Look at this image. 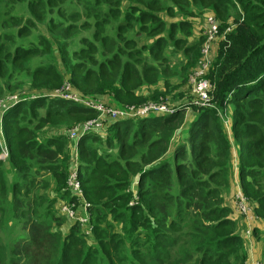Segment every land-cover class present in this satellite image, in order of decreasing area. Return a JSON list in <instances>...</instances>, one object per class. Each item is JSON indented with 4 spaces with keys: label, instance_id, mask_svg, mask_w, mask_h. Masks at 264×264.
<instances>
[{
    "label": "trees",
    "instance_id": "obj_1",
    "mask_svg": "<svg viewBox=\"0 0 264 264\" xmlns=\"http://www.w3.org/2000/svg\"><path fill=\"white\" fill-rule=\"evenodd\" d=\"M8 4L12 12L20 6L21 16L11 13L10 20L1 24L6 33H0V99L17 92L21 78H28L36 91H55L68 80L81 95L100 97L119 109L177 94L182 98L187 90L193 106L190 111L189 105H175L185 98L174 104L167 100L177 109L172 115L112 121L77 141L78 175L91 204L94 228L88 239L78 224L51 210L55 203L75 201L67 178L76 140L45 129L69 128L96 119L98 113L73 101L43 96L49 93H38L6 110L0 134L5 137L6 126L8 159L26 183L10 180L0 159L4 204L0 224L8 227V222H15L27 236L15 249L0 237V264H244V241L236 233L225 194H231L238 182L236 193L241 190L254 205V216L264 219V0H9ZM236 6L240 13L232 21ZM207 10L212 11L207 16L216 17L219 34L207 75L213 85L210 105L199 108L193 104L189 74L200 58L203 29L195 45L192 36L194 23ZM26 11L32 15L27 21L22 16ZM35 22L57 34V42L46 39L43 48H25ZM13 31L20 43L8 44L5 40ZM49 47L56 63L32 68L31 62ZM176 53L182 58L180 65L172 59ZM153 87L157 90L152 94L144 93ZM185 113L188 137L172 140ZM57 147L66 152L63 159ZM236 150L242 167L234 176L231 162ZM43 174L48 180L38 189L36 178ZM47 184L54 199L47 197ZM112 194L122 205L114 216L115 231L110 232L108 215H101ZM131 197L139 201L136 206L127 204ZM10 209L13 216L8 218ZM132 237L131 247L139 244L140 249L127 243L130 249L125 250Z\"/></svg>",
    "mask_w": 264,
    "mask_h": 264
},
{
    "label": "built area",
    "instance_id": "obj_2",
    "mask_svg": "<svg viewBox=\"0 0 264 264\" xmlns=\"http://www.w3.org/2000/svg\"><path fill=\"white\" fill-rule=\"evenodd\" d=\"M230 30V28L228 29ZM219 34V23L214 15H209L205 19L203 28V37L205 41L201 47V57L198 61L197 67L189 75V84L191 86L192 94L194 95L193 104L197 107H207L210 105L211 92L213 85L207 78L208 72L213 60V46ZM52 97L61 98L64 100L73 101L79 105L93 109L98 113L96 119L89 120L84 123L74 125L69 131V139L76 140L74 145V155L72 158V165L68 174L67 189L75 198L74 202L61 204L60 212L67 217L71 222L78 224L82 233L88 238L92 236V228L90 226V208L91 204L85 199L82 190V182L78 175V144L77 141L89 132H98L106 123L133 118L136 116H168L176 112V108L170 105L164 98H160L157 102H150L139 106H126L124 109H118L113 106L106 105L105 102L99 98L81 95L75 92L69 82L51 94ZM8 102H2L1 114L9 108H12L19 101L24 100L21 95L14 94L8 97ZM187 108L186 111H188ZM2 157L8 158V146L5 138H1ZM0 156V159H2ZM234 205L238 212L245 218L254 215V205L245 197L241 190H238L234 196ZM250 233V231L248 232ZM251 234H248V236ZM253 264H264L262 261H256Z\"/></svg>",
    "mask_w": 264,
    "mask_h": 264
},
{
    "label": "rangeland",
    "instance_id": "obj_3",
    "mask_svg": "<svg viewBox=\"0 0 264 264\" xmlns=\"http://www.w3.org/2000/svg\"><path fill=\"white\" fill-rule=\"evenodd\" d=\"M8 2H9V0H0V30H1V35H4L5 33H6V31L5 30H2V28H1V24L2 23H4L5 21H8V20H10V18L9 19H7L8 18V16L12 13V14H16V12H17V14H16V16H21V13H18V11H20L21 10V7L20 6H16L15 7V9H17V10H15V11H10V9L8 8ZM196 10H198V8L196 9ZM207 11H211V10H207ZM207 11H205V12H207ZM8 12V13H7ZM236 12L239 14L240 13V7L239 6H236V10H235V12H233V19H232V21L235 19L234 17L236 16ZM210 13H212V11L210 12ZM210 13H207L206 15H205V18L204 19H206V16L208 15V14H210ZM30 12H28V11H26L25 13H24V15H22V16H24V18H25V20L27 21L28 20V17H30ZM31 17H32V15H31ZM162 17H164V19L166 20V16L163 14L162 15ZM169 20V19H168ZM25 24V23H24ZM38 22H35V26L31 29V36L27 39V40H25V48H29V47H33V46H35V45H37V46H39V47H44L45 45H46V43L44 42L46 39H48L49 40V42H50V44H54V43H56L57 42V34H55V33H53V34H51V33H48L47 32V30H45V27H43L44 25L43 24H38ZM205 25V24H204ZM38 26H40L39 28H38ZM17 27V26H16ZM21 27V26H20ZM44 28V29H43ZM204 28V26H202V28L201 29H203ZM34 29V30H33ZM200 37H201V35H200ZM142 39H144V37H142ZM223 39V38H222ZM4 40V39H3ZM8 44H12L13 42H15L16 41V39H15V31H13V34L12 35H10V36H8V38H7V40H5ZM17 43H20V42H18V41H16ZM196 43H198V40H192V44H196ZM16 46H20L19 44H17V45H14V47H16ZM70 46L71 47H73V44H70ZM217 52H218V49H217ZM200 57H201V48H200ZM172 59H173V61H174V64L175 63H177L176 65H180L181 63H182V58H181V56H180V53H176V54H173L172 55ZM200 59V58H199ZM39 63H41V64H43V65H49V64H54V63H56V55H55V53H54V49L52 50V48H47L46 50H45V52L44 53H42V56H40L39 58H36V59H34L32 62H31V67L32 68H36L38 65H39ZM212 64H213V60H212ZM211 67H212V65H211ZM192 72V71H191ZM191 74V73H190ZM189 74V75H190ZM22 79V81H23V83L19 86V90L17 91V92H14V93H9V92H7V94L6 95H4L1 99H0V120H1V117H2V114H1V105H2V102L3 103H7L8 102V97H10L11 95H14V94H19V95H21V97L24 99V100H22V101H29V100H32V99H35L36 97H38V96H40L39 94H42V93H49V94H45V95H43V96H47V97H52L51 96V94H52V92L53 91H44L45 89H42V90H38V91H36V90H34L33 88V85H32V83H31V81L28 79V78H21ZM66 82H69L68 80L66 81ZM173 83H175V82H173ZM111 84H107V87L108 86H110ZM73 90L75 91V92H78V91H76L75 90V88H73ZM146 91H149L150 93L149 94H152V92L154 91V90H157V87H153V88H151V89H145ZM144 90V91H145ZM39 93V94H38ZM188 94H189V92H188V90H187V92L186 93H182V95H183V97L182 98H185V100L184 101H186V102H182V103H180L179 102V100H181L182 98H180V94H177L176 96H171V98H169V99H167L169 102H172V104H174V103H177V102H179L178 104H175V105H178L180 108H182V106H185V107H187V105H189V107L191 106H193V105H191V104H189V102H190V96H188ZM162 98H164L165 100H166V98L165 97H162ZM99 99L101 100V101H103L104 102V100L102 99V98H100L99 97ZM159 100V99H158ZM166 100V101H167ZM167 101V102H168ZM20 102V101H19ZM18 102V103H19ZM150 102H157V101H155L154 99H150V100H146V101H143V102H141V103H137V104H131V105H125L124 107H126V106H139V105H143V104H147V103H150ZM168 102V103H169ZM170 104V103H169ZM171 105V104H170ZM191 107H190V111H191ZM119 109V108H118ZM190 113V112H189ZM185 115H186V113H185ZM188 115L189 114H187L186 116H185V120H184V124L182 125V127H178L177 129H176V131L174 132V134H173V137H172V140H174V139H179V140H182V141H185V139L188 137V134H189V129H188V126H189V124L190 123H188ZM0 125H1V128H2V120L0 121ZM228 125H230V123L228 124ZM73 126H70L69 128L68 127H66V126H58V127H56V128H46L45 129V132H57V133H60V134H65L66 136H68V138H69V131H70V129L72 128ZM21 128V127H20ZM4 136L5 137H3L1 134H0V139L1 138H5V140L6 141H8L9 140V135H8V130H7V128H6V126L4 127ZM40 133V132H39ZM28 135V134H27ZM41 137H43V136H41ZM57 149L58 150H61L60 149V147H57ZM238 150H236L235 152H233V157H232V164H231V169H233V172H234V176H237L238 175V170L242 167V165L239 163V160H238V158H237V154H238V152H237ZM60 153V155L62 156V158H60V159H63L64 157H65V155H66V152H63L62 150H61V152H59ZM4 154V153H3ZM2 154V155H3ZM112 154H113V157H115V155H116V150H113L112 151ZM2 155H0L1 157H2ZM167 158H168V160L170 161L171 160V158H172V151H170L169 152V154H168V156H167ZM2 161H4L5 162V165H7V168H8V174L9 175H11V176H9V178H10V180H13V181H20L21 183H26L25 181H23L22 180V173L20 172V170H19V168L18 169H16L11 163L12 162H10L9 161V159L7 158V156L6 157H2V159H1ZM7 171V170H6ZM240 172V171H239ZM48 180V175H45V174H43L42 176H38L37 178H36V181L38 180L39 182L37 183V185H36V187L38 186V189H42L43 187H44V180ZM27 180H30V179H27ZM34 182H35V180H34ZM33 182V183H34ZM133 184H131V186H132ZM35 187V188H36ZM49 187V185L47 184V188ZM133 187V186H132ZM34 188V189H35ZM46 188V189H47ZM34 189H33V191H34ZM234 189H236V187H234L233 189H232V191L234 190ZM48 190V194H47V197L48 198H50V199H54V195H52L51 193H50V191H52V190H50V187L47 189ZM53 192V191H52ZM33 193V192H32ZM31 193V194H32ZM120 198H117L116 196H114L113 194H112V196H111V198H109V199H107V201L105 202L106 203V207H105V209H104V211H103V213H102V215L101 216H105V215H108V222H110V224H111V226H112V228H110V232H112V231H115V227H114V225L115 224H117V223H115V221H114V216L116 215V210H117V208L119 207V206H121L122 204L120 203V200H119ZM131 199L132 200H128L127 201V204L129 203V206H136L137 205V203L139 202L138 200H135L133 197H131ZM233 200L235 201V198H233ZM56 204H58V203H55L53 206H52V208H51V210H52V213H53V215H58V216H62V214H61V212H60V207H61V204L62 203H60L59 205H57L56 206ZM3 209H4V204L3 203H0V216L2 217V211H3ZM57 209V210H56ZM10 212H11V214L9 215V214H7V216H8V218L12 215L13 216V214H12V211H11V209H10ZM63 217V216H62ZM90 219H91V215H90ZM68 220V219H67ZM140 220V219H139ZM140 222H141V220H140ZM90 223V226H91V228H92V235H93V226H92V224H91V222H89ZM7 226L8 227H6V226H3V224L1 223L0 224V237L2 238V240H3V242L5 243V245L9 248V249H15V247L18 245V243H19V241H20V239L21 238H23V236H27V232L26 231H24L21 227H16V224H15V222H8V224H7ZM106 227H109L108 225H106ZM117 230H120V228H119V225H117ZM63 230H64V232H65V230H66V228L64 227L63 228ZM82 230V229H81ZM141 231H143V229L141 230ZM141 231H139V232H141ZM78 234V233H77ZM143 237L144 236H141V238L140 239H142L143 240ZM87 239H88V237H87ZM134 240V238L132 237V240H128V241H126V248H125V250L128 248V249H133V248H139L140 249V245L138 244L137 246H133L132 245V247H131V243L130 242H132ZM87 243V242H86ZM127 243H129V247H127ZM148 249V248H147ZM78 250H80V249H78ZM143 250V249H142ZM149 250V249H148ZM128 257V260H127V262L126 263H128V262H130V255H128L127 256ZM120 258L118 257V258H116V260L117 261H121V260H119ZM36 264H43V262H36Z\"/></svg>",
    "mask_w": 264,
    "mask_h": 264
},
{
    "label": "crops",
    "instance_id": "obj_4",
    "mask_svg": "<svg viewBox=\"0 0 264 264\" xmlns=\"http://www.w3.org/2000/svg\"><path fill=\"white\" fill-rule=\"evenodd\" d=\"M210 12L211 11L205 12L202 20L198 23H194L195 30L193 31L192 40H197L200 37L205 15ZM158 89H163V87L160 86ZM146 92L145 90L144 93ZM234 187H236V189H234L231 194L228 192L225 194V199L226 205L232 210L231 217L236 224V233L244 241V264H253L256 261L264 262V219L254 215L245 218L238 212L233 200L234 194L239 188L238 182H235ZM249 231L250 233H248ZM248 234L251 235L248 236Z\"/></svg>",
    "mask_w": 264,
    "mask_h": 264
}]
</instances>
